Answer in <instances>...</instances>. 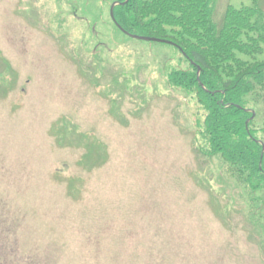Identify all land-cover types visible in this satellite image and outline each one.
<instances>
[{"label": "rangeland", "instance_id": "374dc122", "mask_svg": "<svg viewBox=\"0 0 264 264\" xmlns=\"http://www.w3.org/2000/svg\"><path fill=\"white\" fill-rule=\"evenodd\" d=\"M115 2L0 0V264H264L167 81L186 63L121 34ZM249 2L216 0L215 21Z\"/></svg>", "mask_w": 264, "mask_h": 264}, {"label": "trees", "instance_id": "16d2710c", "mask_svg": "<svg viewBox=\"0 0 264 264\" xmlns=\"http://www.w3.org/2000/svg\"><path fill=\"white\" fill-rule=\"evenodd\" d=\"M249 1L239 8L229 5L217 22L216 0H116L123 5L114 8V19L131 35L172 43L155 44L174 49L186 63L184 69L167 72V81L191 96L203 113L196 151L204 158H218L223 174L243 190L246 217L251 226L261 229L260 234L256 232L261 237L264 8L263 0Z\"/></svg>", "mask_w": 264, "mask_h": 264}, {"label": "water", "instance_id": "95a60500", "mask_svg": "<svg viewBox=\"0 0 264 264\" xmlns=\"http://www.w3.org/2000/svg\"><path fill=\"white\" fill-rule=\"evenodd\" d=\"M118 5H123L122 3L116 2L114 3L111 8H110V16L111 19L113 20V22L117 25L115 19H114V8ZM118 28L125 34L127 35L129 38L137 40V41H143V42H151V43H162V44H172L168 41H163L160 39H156V38H149V37H142V36H137V35H131L129 33H127L126 31H124L119 25H117Z\"/></svg>", "mask_w": 264, "mask_h": 264}]
</instances>
